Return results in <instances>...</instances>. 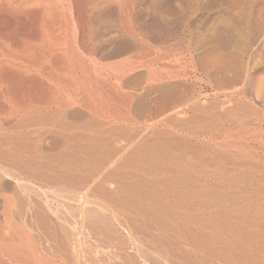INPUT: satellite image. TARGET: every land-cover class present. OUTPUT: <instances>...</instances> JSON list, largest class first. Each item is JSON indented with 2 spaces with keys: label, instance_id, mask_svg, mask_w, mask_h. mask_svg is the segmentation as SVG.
Segmentation results:
<instances>
[{
  "label": "bare ground",
  "instance_id": "obj_1",
  "mask_svg": "<svg viewBox=\"0 0 264 264\" xmlns=\"http://www.w3.org/2000/svg\"><path fill=\"white\" fill-rule=\"evenodd\" d=\"M191 1L0 0V264H106L91 259L95 254L91 255L90 249L96 246L105 252L112 248L128 264H139L136 256L145 258L147 264H159L160 258L168 260L169 256L181 264H192L195 256L187 251L189 248L199 252L203 264H213L214 260L221 264L242 263L239 256L235 261L227 258L233 245L223 239L227 236L238 240L245 232L253 233L254 228L251 230L249 224L251 228H246L245 221L261 224L264 215L241 210L224 212L227 218H221V213L200 212L224 209L230 201L226 198L229 195L225 200L206 189L214 184L186 172L191 165L208 164L199 157V151L205 149L201 144H192L188 135H217L224 128L244 131L252 112L240 101L233 108L201 103L200 92L183 81L191 63H178L181 56L177 64L165 61L162 69L155 68L158 51L169 47L177 37V18L181 17L183 23V11ZM232 5L228 8L231 13L224 12L201 30L203 34L196 37L194 33L198 80L211 79L218 88L235 84L246 88L247 73L251 71L248 62L256 56L264 58V45L258 46L259 42L255 43L260 47L258 55L247 52L248 45H254L263 34L264 0H238ZM127 13L132 20H127ZM182 31L180 39L185 41L186 29ZM140 36L156 46L154 57L150 53L154 50L149 51ZM225 72L234 75L226 76ZM262 83L253 101L264 108ZM222 108L229 109L222 112ZM226 113L231 118L228 125L224 121ZM254 113L261 120L264 117V111ZM248 142L251 140L241 138L230 152L239 160L237 167H246L250 162L247 159L253 151ZM239 179H245V174L241 173ZM20 190L58 191L63 200L75 204V214L70 217L71 212L67 213L70 221L55 222L51 218L56 217V211L50 218L45 212L48 207L41 208L44 203L40 206L42 203L24 198L26 195L20 197ZM229 197L233 201L236 198ZM94 206L101 210L96 211ZM109 211L114 220H109ZM27 212L26 220H31V225L26 223L30 229L25 234L21 229L24 226L18 223ZM76 215L81 217L80 223L73 221ZM244 217L248 219L244 221ZM83 229L87 236L82 234ZM119 229L126 231L130 239L118 234ZM95 234L102 238L94 239L93 247L88 235ZM181 240L189 247L183 248L188 254L181 251ZM241 240L243 245L255 243L249 238L247 242ZM128 241L139 255L126 251Z\"/></svg>",
  "mask_w": 264,
  "mask_h": 264
},
{
  "label": "rangeland",
  "instance_id": "obj_2",
  "mask_svg": "<svg viewBox=\"0 0 264 264\" xmlns=\"http://www.w3.org/2000/svg\"><path fill=\"white\" fill-rule=\"evenodd\" d=\"M193 1V0H192ZM190 2V4H189V6H194L193 8H191V10H190V8H189V6L187 7V10L186 11H183V13L185 14V20L183 21V23H185V24H183V23H181L182 22V19H180L181 17H179V19L181 20H179L178 18H177V28L178 29H175V31L174 32H176V33H174V35H177V37H179V38H177L176 36H174V38L169 42V44H170V46L169 47H166V49H161V51H158V49L156 48V46L153 44V43H151L149 40H146V38H144V37H142V36H140L141 37V39L146 43V48L147 49H149V51H151V50H154L153 52L151 51L150 53H152L151 54V56L153 55V57L155 56V52L156 51H158V55L160 56V58L158 59L159 61L155 64V68L156 69H162L163 67V64L165 65V61H166V63H173V64H177V61H178V57H180V61H178V63L179 62H185V63H191V65H190V68H186V70H185V72H186V75L182 78L183 79V81H185V83L186 84H188V83H190L189 85H192V87L195 89L194 91L195 92H200V94H201V103L202 102H205V103H203L204 105H207V106H210V105H218V106H221L222 104L224 105H222L221 107H229V108H233V107H235V105H238V102L237 101H240V103L239 104H243V105H245V108L246 109H248L247 111H250V112H252L251 114H250V117H249V125L247 126V128L246 129H244V131H240V130H238V129H233V128H230V129H232V130H229V128L228 129H225L224 128V130L223 131H220V132H218L217 133V135H214L213 133H207V134H205V136L204 135H202V134H204V133H201V134H195V135H197V136H195L194 134H192V137H191V134H190V136L188 135V137H190L189 139H191V143L192 144H194L195 143V145H196V143H197V145H200L201 146V148H203V149H205V151L203 150V152H202V149H201V152L199 151V157L200 158H204L207 162H208V164L206 165V164H202V165H191L190 167H189V169L191 170H187L186 172H190L191 173V175L192 174H194L193 176L194 177H196L197 175H198V178H201L202 180L203 179H205V181L208 183L209 182V185L210 184H214V185H210L209 186V188L207 187L206 189L207 190H211L210 192H213L214 194H221L222 196H224V199L225 200H227L226 198H229V201L230 202H232V204H233V207H231L232 205L230 204V202H228V200L226 201V204H225V206H224V209H222L221 207L219 208L218 207V209H217V207H215V210L213 209V208H211V210L209 211V210H202V211H200V212H202V213H218V214H220L221 216V218H227V215H223L224 214V212L227 214V213H229V212H231V214H232V212H240L241 210H248V213H249V215H255V214H262V215H264V117L262 118V120H261V118L259 119V117H256L257 115H256V113H254V112H257V111H259V112H263L264 110V108L263 107H260L258 104V106L257 105H255V103H254V99L256 98V94L258 93V90H260L259 89V85H260V83H261V80H262V82L264 81V58L262 59V58H260V57H258V56H256L252 61H250V62H248V66H250V68L248 67V72H249V70H251L250 71V73H247V75H248V79H247V82L245 83L246 85H245V87L246 88H242L241 86H238V85H232V86H229V85H224V86H221V87H219L218 88V85H216V83L214 82V81H212L211 79H203V80H201V82H202V84H201V82L199 81L200 79H199V74L197 75V71H196V68H195V66H196V64H195V57H197V52H196V50H194V48L195 49H197V46H196V37H197V34H203V32L201 31V30H203V29H205L206 30V28H208L210 25H211V23H213V22H215V20L217 19V18H219V17H221V16H223V15H225V13L226 14H229V13H231V9H229L228 10V8H229V6H231L232 4L234 5V3H236V1H238V0H233V2H232V4H230L231 2H230V0H194L193 2ZM232 1V0H231ZM227 4V5H226ZM227 7H226V6ZM232 5V6H233ZM226 7V8H225ZM225 9H227L228 11H226ZM189 10V11H188ZM189 12V13H188ZM225 12V13H224ZM222 13H224V14H222ZM221 15V16H220ZM204 16V17H203ZM207 16V17H206ZM129 17V19H127V20H132L131 19V16L129 15V13H127V15H126V18H128ZM210 17V18H209ZM187 18V19H186ZM200 20H199V19ZM202 18V19H201ZM206 19V20H205ZM186 20H188V21H186ZM198 20V21H197ZM189 25V27H187L186 25ZM193 24V25H192ZM233 24H236L235 22L233 23ZM201 25H202V27H201ZM207 25H208V27H207ZM182 27V28H181ZM183 29H186V37H185V41H183L182 39H180V38H182L183 37ZM189 29H190V31H189ZM188 30V31H187ZM263 30V31H262ZM261 31H262V33L263 34H260L259 36V39H258V37H257V40H256V42H254V45H253V43H251V44H249L248 45V50H247V52L248 53H252V55L254 54V55H258L259 53H260V51L258 50V49H260V47H258V46H263L264 45V43H263V38H264V29H262ZM187 32H188V34H187ZM202 32V33H201ZM190 33V34H189ZM196 34V37H195V34ZM192 34V36L191 37H189L190 35ZM181 36V37H180ZM189 37V38H188ZM261 38V39H260ZM187 39H188V42H187ZM189 39H190V41H189ZM146 40V41H145ZM193 40L195 41V44H194V42H193ZM261 40V41H260ZM176 42H177V44H176ZM181 42V43H180ZM186 42V43H185ZM257 42H259V43H257ZM178 43H180V44H178ZM182 43H183V47H182ZM189 43V44H188ZM255 43H257V45L258 46H256V44ZM150 44V45H149ZM175 45V47L174 46H171V45ZM194 46H193V45ZM190 47H189V46ZM148 46V47H147ZM153 46H155L154 48H153ZM177 46V47H176ZM180 48H179V47ZM186 46V47H185ZM251 46H254L253 48L251 47ZM182 47V48H181ZM249 47H251V48H249ZM152 48V49H151ZM170 49L169 50V52H164V51H166L167 49ZM179 48V49H178ZM184 48H186V52L184 53ZM155 49H156V51H155ZM181 49H183V51L181 50ZM192 49L194 50V51H192ZM207 51H209L210 50V48H205ZM209 49V50H208ZM190 50V51H189ZM258 50V51H257ZM175 51V52H174ZM178 51V52H177ZM189 51V52H188ZM205 51V50H204ZM172 52V53H171ZM194 52H196V53H194ZM159 53H161V54H159ZM169 53V54H168ZM180 55H179V54ZM263 53H264V46H263ZM166 54V55H165ZM174 54V55H173ZM178 54V55H177ZM182 54H184V56L182 55ZM196 55V56H195ZM162 56H164V57H162ZM166 56V57H165ZM173 56V57H172ZM176 56V57H175ZM189 56V57H188ZM184 57V58H183ZM172 58V59H171ZM175 58H177V59H175ZM174 59V60H173ZM183 59V60H182ZM193 59V60H192ZM118 60H120V59H117V60H111V62H115V61H118ZM173 60V61H172ZM177 60V61H176ZM188 60V61H187ZM190 60V61H189ZM246 60H248L247 58L245 59V62H246ZM168 61V62H167ZM172 61V62H171ZM193 61H194V63H193ZM110 62V61H109ZM160 62V63H159ZM251 65H250V64ZM159 65V66H158ZM161 65V66H160ZM245 65V64H244ZM244 65H243V67H244ZM194 66V67H193ZM193 68V69H192ZM254 69H256L257 71H255ZM263 71V73H262V71ZM192 71V72H191ZM256 73V75L254 74V72ZM259 72V73H258ZM262 73V74H261ZM251 74V75H250ZM225 75L226 76H232L233 77V73H230V72H225ZM192 76V77H191ZM256 76V77H255ZM190 77V78H189ZM187 78V79H186ZM197 79V80H196ZM199 79V80H198ZM208 80V81H207ZM258 80H260V83H259V81ZM208 83H207V82ZM258 83V85L256 84V82ZM207 83V84H206ZM256 84V85H254V84ZM203 84H204V86H203ZM209 84V85H208ZM253 84V85H252ZM263 84V86H264V83H262ZM252 85V86H251ZM197 88H196V87ZM257 88L256 90H255V88ZM257 86V87H256ZM209 87V88H208ZM235 87H237L236 88V90H235ZM241 87V88H240ZM200 88V89H199ZM213 88V89H212ZM239 88V89H238ZM253 88V89H252ZM247 90V92H246V90ZM250 89V90H249ZM227 90H229V92L227 91ZM231 90H232V92H231ZM239 90V91H238ZM243 90H244V92H243ZM248 90H249V92H248ZM219 91V92H218ZM233 91H234V93H233ZM221 92V93H220ZM231 92V93H230ZM238 92V93H237ZM252 92V93H251ZM257 92V93H256ZM202 93H204V95L202 94ZM217 93V94H216ZM237 93V94H236ZM242 93V94H241ZM244 93H246L247 94V96H246V94H244ZM206 94V95H205ZM234 94V95H233ZM236 94V95H235ZM240 94V95H239ZM202 95H203V97H202ZM242 95V96H241ZM243 95H245L246 97H247V99H246V97L245 96H243ZM232 96V97H231ZM233 96H235V97H233ZM237 96V97H236ZM239 96H241V97H239ZM205 97H207V98H205ZM255 97V98H254ZM238 98V99H237ZM244 98H245V102H243L244 101ZM220 99H222V100H220ZM243 99V100H242ZM230 100V101H229ZM235 100H236V102H235ZM213 101V102H212ZM249 101H251V102H249ZM208 102V103H207ZM224 102H225V104H224ZM214 103V104H213ZM231 103V104H230ZM235 103V104H234ZM254 103V104H253ZM209 104V105H208ZM234 104V105H233ZM249 105V106H247V105ZM252 105V107H253V109H252V107H251V105ZM227 105H229V106H227ZM233 106V107H232ZM229 108H226V109H229ZM225 108H222V112H225V110H226ZM250 109V110H249ZM257 109V111H255ZM227 114V113H226ZM255 114V116L253 117L252 115H254ZM229 115L227 114V116L226 117H228ZM258 118V119H257ZM230 120H231V118L230 117H228V118H225L224 119V121H225V124L226 125H228L229 123H230ZM261 120V121H260ZM253 121V122H252ZM257 121V122H256ZM258 121H259V123H258ZM250 122H251V124H250ZM262 124H261V123ZM224 123V122H223ZM250 125H252V126H250ZM260 125V126H259ZM229 127V126H228ZM229 131V132H228ZM234 131V132H233ZM224 132V134H222ZM206 133V132H205ZM234 133V134H233ZM211 134V135H210ZM221 134H222V137H221ZM227 134V135H226ZM214 135V136H213ZM219 135V136H218ZM225 137H224V136ZM228 135H230V136H228ZM203 136V137H202ZM217 136V137H216ZM227 136V137H226ZM247 138L249 141L251 140V142H248V147H249V149H251V151H253L252 153H251V157H249V158H252V159H250L249 160V158L247 159V161H250V162H248L249 164L248 165H250L249 167H251V168H249L248 167V165H246V167H242L241 168V166L239 165V167H237L238 166V162H239V160L238 159H235L236 157H234L233 155L234 154H232L233 152V150H235V146H237V143L241 140V138ZM238 140V141H237ZM228 141H231V143L230 142H228ZM261 141V142H260ZM222 142V143H221ZM228 142V143H227ZM225 143V144H224ZM229 143H230V148H229ZM203 144V145H202ZM204 144H205V146H204ZM210 145V146H207V145ZM220 144H221V146H220ZM233 144H236V145H233ZM227 145H228V147H227ZM202 146H204V147H202ZM216 146V147H215ZM218 146V147H217ZM232 146V147H231ZM207 147H211L210 149H207ZM221 147V148H220ZM263 147V148H262ZM213 148V149H212ZM223 148H225V150L223 149ZM212 149V150H211ZM233 149V150H232ZM207 150H209V151H207ZM210 150H211V152H210ZM219 150V151H218ZM221 150V151H220ZM229 150V151H228ZM231 150V151H230ZM214 151H216V152H214ZM226 151H228L229 153L230 152H232V153H228V152H225ZM208 152V153H207ZM214 154H213V153ZM218 152H221V153H218ZM211 153V154H210ZM257 154V156L255 157V155ZM216 155L220 158V160H219V158L218 157H216ZM225 155V156H224ZM203 156V157H202ZM234 158H233V157ZM208 157V158H207ZM229 157V158H228ZM263 157V158H262ZM226 158V159H225ZM258 158V159H257ZM235 159V160H234ZM208 160H210V161H208ZM237 160V161H236ZM257 160V161H256ZM210 162V163H209ZM253 162V163H252ZM257 162V163H256ZM254 163H256L255 164V168L257 169V167H258V170H255V168H253V164ZM260 163V164H259ZM261 164H263L262 166H261ZM253 165V166H252ZM261 167H260V166ZM196 167V168H195ZM198 167V168H197ZM203 167H205V168H203ZM262 169H260V168ZM194 169V170H193ZM199 169V170H198ZM202 169H204V170H202ZM218 169V170H217ZM260 169V170H259ZM193 170V171H192ZM230 172H229V171ZM233 170V171H232ZM242 170H243V172H242ZM245 170V171H244ZM247 170V171H246ZM251 170V171H250ZM196 171H197V173H196ZM201 171H205V173L204 172H201ZM258 171H260L259 173H257ZM194 172V173H193ZM239 172H241L242 174H245V179H243V180H240L239 179V177H240V174L241 173H239V175H238V173ZM247 172V173H246ZM249 172H250V174H249ZM199 173V174H198ZM195 174H196V176H195ZM251 175V176H250ZM203 176V177H202ZM239 176V177H238ZM254 176H258L259 177V179L257 178V179H255L256 177H254ZM263 176V177H262ZM159 177V176H158ZM205 177V178H204ZM223 177V178H222ZM235 177H238V180H240V182L238 183V180H237V178L235 179ZM247 177H249V178H251V180L250 179H247ZM252 177H254V179L252 180ZM197 178V177H196ZM261 178V179H260ZM262 178H263V180H262ZM209 181H208V180ZM221 179V180H220ZM227 179V180H226ZM234 181H233V180ZM213 180H215V181H213ZM232 180V181H231ZM245 180V181H244ZM254 180H255V183H254ZM229 181H231V182H229ZM262 181V182H261ZM241 182H244V183H246V184H243V183H241ZM235 183H238V184H235ZM241 183V184H240ZM220 185H222L223 186V188H222V186H220ZM260 185H262V186H260ZM216 186V187H215ZM219 186V187H218ZM225 186V187H224ZM212 187V188H211ZM221 187V188H220ZM254 187V188H253ZM258 187V188H257ZM261 189H260V188ZM255 188H257V189H255ZM262 188H263V191H262ZM243 190V191H242ZM249 190H251V191H249ZM259 190H261L262 191V193H261V195H260V192L261 191H259ZM220 191V192H219ZM246 191V192H245ZM27 192V191H26ZM24 193V191L22 190H20V191H18L17 192V194L18 195H20V197H24L25 195V197L24 198H31V199H33V200H35L37 203L39 202V204H41L40 206H42L43 205V203H44V205L43 206H45L44 208H43V206L41 207L43 210H46V208L48 207L49 209H50V211H49V209L47 208V210L45 211L46 213H47V215L49 216V214H50V218H51V216L52 217H54L53 215H55L56 214V217H54V218H51L52 220H57L58 219V222H60L61 220H68L69 219V221H70V217H72L74 214H75V204L74 203H71L70 204V202L68 203V201H65V200H63L62 199V197L63 196H61L62 194L60 193L59 195H58V191H53V192H48V193H46V192H33V191H28L27 193ZM31 194H30V193ZM58 192V193H57ZM256 192H258V193H256ZM29 193V194H28ZM55 193V194H54ZM43 194H45V195H43ZM47 194V195H46ZM82 194V193H81ZM80 194V195H81ZM224 194V195H223ZM5 196H8V194L6 195V194H4ZM28 195H29V197H28ZM35 195V196H34ZM226 195H231V196H235L236 198H234V201L232 200V198L231 197H229V196H227L226 197ZM238 195H239V197H238ZM61 196V197H60ZM36 197V198H35ZM226 197V198H225ZM48 198V199H47ZM56 198H57V200H56ZM60 198V199H59ZM242 198V199H241ZM40 199V200H39ZM39 200V201H38ZM58 201V202H56V201ZM63 200V201H62ZM237 203H236V202ZM47 202V203H46ZM64 202V203H63ZM65 202H66V204H65ZM241 202V203H240ZM61 205H60V204ZM251 203V204H250ZM50 205V206H48V205ZM65 204V205H64ZM70 204V205H69ZM228 204H230L229 206H228ZM238 205V206H234V205ZM250 204V205H249ZM263 204V205H262ZM68 205H69V207H68ZM73 205V206H72ZM47 206V207H46ZM97 206V205H96ZM96 206H94V208L96 209V211L98 210H101L100 209V207H99V209H97L98 208V206H97V208H96ZM228 206V207H227ZM72 209H71V208ZM223 207V206H222ZM226 207V208H225ZM231 207V208H230ZM228 208V209H227ZM2 209V208H1ZM69 209H70V211H69ZM235 209V210H234ZM237 209V210H236ZM27 210H28V208H27ZM220 210V211H219ZM58 212V213H56V212ZM259 211V212H258ZM51 212V213H50ZM54 212H55V214H54ZM68 212H71V213H69V214H67ZM254 212H255V214H254ZM108 213V216H110V219L109 220H111L113 217H112V214H110L111 212L109 211V212H107ZM223 213V214H222ZM58 214V215H57ZM62 216V214L64 215V216H66V218L65 219H61V218H64V216H62L61 218H60V215ZM24 215H25V213H24ZM23 214L21 215L22 216V219L20 220V222L22 221H24V223H18L19 224V226L21 225H23L24 227H22L21 229H22V231L25 233V234H27L26 232H28L29 231V225H27V224H30L31 225V220H26L29 216H28V212L26 213V215H27V217L25 218V216H24ZM70 217H69V216ZM72 215V216H71ZM59 216V217H58ZM69 217V218H68ZM77 217V218H76ZM80 216H75V218L76 219H74L73 221L74 222H77V223H80V221H81V217L79 218ZM25 218V219H24ZM246 217H244L243 219H244V221L245 220H247L248 218H246ZM60 220V221H59ZM112 220H114V218L112 219ZM27 221V222H26ZM30 221V222H29ZM72 221V220H71ZM55 222H57V221H55ZM246 222V223H245ZM244 223H245V225H246V228H251L249 225H251L252 226V228H251V230L254 228V230H258V231H254V230H252L253 231V233H247V232H245V233H247L248 235H246L245 233H243V234H241L240 236H239V238H238V240L236 239L235 240V238H234V240H233V237H229L230 238V240H229V238H226V237H224L225 239H223V240H225V243L226 244H228V243H230L229 245L230 246H232L233 245V248H231V250L232 251H230V252H232V253H230L229 252V254L227 253L226 254V256H227V258L230 260V259H232L233 261H235V257H238L239 259H241L242 260V263H240V264H250V261H249V263L247 262V260H251V264H264V220L261 222V224H255V225H253L254 223H252L250 220L248 221H245ZM252 224H251V223ZM27 223V224H26ZM25 224H26V228H25ZM249 224V225H248ZM20 226V227H21ZM254 226V227H253ZM27 229H28V231H27ZM26 230V231H25ZM84 231H82V234L84 235V236H87V232L85 231V229H83ZM86 232V233H85ZM153 232V231H152ZM29 233V232H28ZM118 234H121L123 237H125L127 240H129L130 238H129V236H128V233H126V231H123V230H118V232H117ZM259 233V234H258ZM245 234V235H244ZM250 235V237H248ZM98 236V235H97ZM96 236V234H95V237H90L89 235H88V240H90L89 242H91V244H92V246L94 247V246H96V245H93V243L95 242V240L94 239H101L102 237H100V236H98L97 237ZM245 236V237H244ZM97 237V238H96ZM128 237V238H127ZM242 237V238H241ZM244 237V238H243ZM251 237H252V239H251ZM255 237V238H254ZM248 238H249V240H254V242L255 243H257V245H258V247L256 246V244L254 243V245L256 246H254V245H250L249 244V242H247L248 241ZM181 238H180V236L178 237V243H179V240H180ZM239 239H240V242H239ZM241 239H247V240H245L246 242V244H244L243 245V240H241ZM94 240V241H93ZM176 241H177V239H176ZM229 241V242H228ZM232 241V242H231ZM234 241V242H233ZM241 241L243 242V243H241ZM93 242V243H92ZM129 242V241H128ZM224 242V241H223ZM183 242H182V240H181V242H180V245H181V247H182V250L181 251H183L184 249V246H186L185 244H183ZM236 244V245H235ZM248 244V245H247ZM237 245H238V247H237ZM239 245H240V247H243V248H240L239 247ZM254 246V247H253ZM235 247V248H234ZM247 247H250V248H253V249H250V248H247ZM189 247L188 246H186V249L185 250H187ZM238 248L239 249H242L244 252H238V251H242V250H238ZM255 248V249H254ZM98 249V250H97ZM233 249H237L238 251H235V250H233ZM250 249V250H249ZM257 249H258V251H257ZM259 249L261 250V251H263V252H261L260 253V251H259ZM91 251L89 252L91 255H94V257L93 256H91V255H89V256H91V259L94 261V259L95 260H103L106 264H128V262H123L122 260H120L117 256H116V254L115 253H113V249L112 248H110L109 247V249L107 250V252H105V251H101L100 250V248L98 247L97 248V246L95 247V249L94 248H92V249H90ZM166 250L168 251V253H170V251H169V248H166ZM247 250L249 251V253L248 254H252L251 255V258H253V260L251 259V258H249L248 257V254H247ZM256 250V252H254V251ZM95 251V252H94ZM96 251H97V253H96ZM102 253H101V252ZM126 251L127 252H130V253H132V254H135V256H136V254H137V251L132 247V245H131V243L129 242V244L126 246ZM188 252L190 251L191 253L193 252V254H194V256L195 257H193L191 260H192V264H203L200 260H199V252H197V251H193L191 248H189L188 250H187ZM235 251V252H234ZM94 252V253H93ZM136 252V253H135ZM183 252H186V251H183ZM196 254H195V253ZM238 252V253H237ZM259 254H258V253ZM103 253H105V254H103ZM107 253V254H106ZM109 253V254H108ZM187 253V252H186ZM242 253V254H241ZM86 254V253H85ZM188 254V253H187ZM232 254V255H231ZM238 254V255H237ZM247 254V255H246ZM98 255V256H97ZM103 255V256H102ZM104 255H106V256H104ZM137 255H139V254H137ZM231 255V256H230ZM244 255V256H243ZM87 256H88V254H87ZM97 256V257H96ZM108 256V257H107ZM193 256V255H192ZM242 256V257H241ZM96 257V258H95ZM100 257H102V258H100ZM170 257V256H169ZM169 257H168V260L167 259H164V258H160L159 259V261H160V263L159 264H181V262H179V261H177V259H175L177 262H174L175 260H174V257L172 256V257H170V259H169ZM230 257V258H229ZM106 258V259H105ZM107 258H109L108 260H107ZM119 260H118V259ZM136 258L138 259V262H139V264H147L146 262H145V258H143V257H139V256H136ZM75 259H76V257H75ZM80 259H82V258H80ZM106 261H105V260ZM172 259H173V261H172ZM166 260V261H165ZM256 260V261H255ZM171 262V263H170ZM237 264H239L238 262H236ZM68 264V263H67ZM213 264H221V262H218V261H215L214 260V262H213Z\"/></svg>",
  "mask_w": 264,
  "mask_h": 264
}]
</instances>
